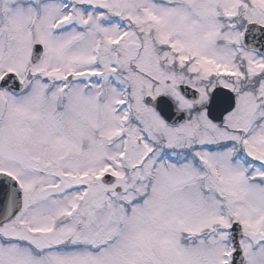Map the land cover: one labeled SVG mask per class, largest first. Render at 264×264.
I'll use <instances>...</instances> for the list:
<instances>
[{
  "label": "snow or ice",
  "instance_id": "1",
  "mask_svg": "<svg viewBox=\"0 0 264 264\" xmlns=\"http://www.w3.org/2000/svg\"><path fill=\"white\" fill-rule=\"evenodd\" d=\"M0 264H264V0H0Z\"/></svg>",
  "mask_w": 264,
  "mask_h": 264
}]
</instances>
